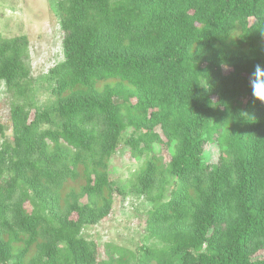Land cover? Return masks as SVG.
<instances>
[{"label":"trees","instance_id":"16d2710c","mask_svg":"<svg viewBox=\"0 0 264 264\" xmlns=\"http://www.w3.org/2000/svg\"><path fill=\"white\" fill-rule=\"evenodd\" d=\"M49 1L52 104L35 101L26 38L0 36V264H264V104L249 87L264 0ZM128 129L130 192L151 204L154 239L137 255L82 234L126 195L109 164Z\"/></svg>","mask_w":264,"mask_h":264},{"label":"rangeland","instance_id":"374dc122","mask_svg":"<svg viewBox=\"0 0 264 264\" xmlns=\"http://www.w3.org/2000/svg\"><path fill=\"white\" fill-rule=\"evenodd\" d=\"M0 36L6 39L24 36L27 42L26 67L35 87V101L38 106L46 107L52 104L47 97L46 86L42 78L47 71L63 60L59 23L50 10L49 0H0ZM228 72L229 68H224ZM119 102V99H115ZM243 101H238L241 108ZM8 92L0 82V120L2 125L8 124L9 117ZM5 125V126H6ZM4 139L11 140V131L4 129ZM130 133L126 130L121 136L117 152L109 164L110 178L114 184L126 193L124 197L115 196L113 208L109 216L100 223L85 227L82 234L87 239L96 241L98 245L111 241L120 247H126L136 255L141 247L152 246L153 240L147 238L145 219L151 204L143 197L130 192V182L138 172L140 163L129 155V149L124 140ZM3 140L0 139V144ZM163 161H168L165 151L161 152ZM218 151L214 144L208 145L203 154V161L213 164L217 161ZM168 188V186H167ZM170 190V187L168 188ZM156 246V245H154ZM153 246V247H154ZM256 258H264V252H259ZM129 264H134L131 262Z\"/></svg>","mask_w":264,"mask_h":264},{"label":"clouds","instance_id":"9594fccd","mask_svg":"<svg viewBox=\"0 0 264 264\" xmlns=\"http://www.w3.org/2000/svg\"><path fill=\"white\" fill-rule=\"evenodd\" d=\"M249 87L253 98L264 104V68L259 64L254 66L249 77Z\"/></svg>","mask_w":264,"mask_h":264}]
</instances>
